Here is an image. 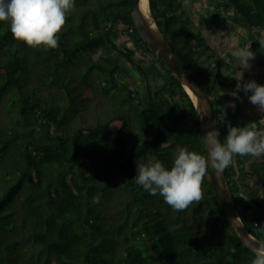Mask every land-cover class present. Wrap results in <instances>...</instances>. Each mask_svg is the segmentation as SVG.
<instances>
[{
	"label": "trees",
	"instance_id": "trees-1",
	"mask_svg": "<svg viewBox=\"0 0 264 264\" xmlns=\"http://www.w3.org/2000/svg\"><path fill=\"white\" fill-rule=\"evenodd\" d=\"M219 1L216 11L264 31V0ZM74 5L56 49L29 48L13 39L7 21L0 22V264H251L254 253L226 220L209 171L204 198L184 211L135 183L141 164L158 160L170 169L177 146L206 157L193 101L135 30L131 0ZM148 9L209 94L221 143L228 123L250 126L228 107L238 104L236 97L220 95L222 63L186 1L148 0ZM119 36L127 40L124 50L117 48ZM121 58L151 84L143 85L142 98L137 87L114 76ZM89 89L119 97L123 108L95 124L77 122ZM260 158L235 155L224 171L246 229L264 243Z\"/></svg>",
	"mask_w": 264,
	"mask_h": 264
},
{
	"label": "clouds",
	"instance_id": "clouds-1",
	"mask_svg": "<svg viewBox=\"0 0 264 264\" xmlns=\"http://www.w3.org/2000/svg\"><path fill=\"white\" fill-rule=\"evenodd\" d=\"M74 6V0H0V22L7 21L13 39L29 48L43 47L45 51L56 49L58 34L64 28L67 14ZM259 43L264 48V41ZM249 47L233 52L244 68L250 67L249 61L255 59V53ZM241 90L245 95L251 93L248 100L259 112L264 113V86L249 81L243 84L242 89L237 84V91ZM228 107L234 109L235 105L229 104ZM224 115L226 114L221 109V119ZM257 121L244 127H232L228 123L223 144L218 130L213 128L206 131L203 140L207 157L189 151L187 147L177 146L170 169L158 160L149 165H139L135 183L150 195L161 196L174 211L186 210L191 204L199 203L204 198L202 181L210 169L217 174L223 173L235 155L264 156V134L256 131L259 125ZM258 230L264 231V225L259 226ZM251 264H264V244L254 249Z\"/></svg>",
	"mask_w": 264,
	"mask_h": 264
},
{
	"label": "water",
	"instance_id": "water-1",
	"mask_svg": "<svg viewBox=\"0 0 264 264\" xmlns=\"http://www.w3.org/2000/svg\"><path fill=\"white\" fill-rule=\"evenodd\" d=\"M131 5L129 19L132 21L141 39L151 52L164 64L166 69L183 85L185 90L193 96L190 95L195 107L205 155L207 157V149L203 136L206 131L213 128L218 130L212 100L209 94L197 84L193 76L188 72L168 40L156 28L155 23L150 21L143 9L142 0H131ZM209 176L218 205L234 233L237 235L240 244L254 253V249L264 243L246 230L231 195L229 184L225 177V171L217 174L214 170L210 169Z\"/></svg>",
	"mask_w": 264,
	"mask_h": 264
},
{
	"label": "crops",
	"instance_id": "crops-1",
	"mask_svg": "<svg viewBox=\"0 0 264 264\" xmlns=\"http://www.w3.org/2000/svg\"><path fill=\"white\" fill-rule=\"evenodd\" d=\"M187 1H190L189 6H193V0H186V2ZM202 4H200L199 8L203 7L205 13L212 11L211 9V11H207L206 5L204 4L205 6H203ZM226 17L228 16H223V19ZM227 23L230 24L228 31H216L213 29V31H202V33L206 41L213 46L217 53L218 60L222 63L220 67L222 77L218 85L220 95H232L235 93L233 96L238 100V104L228 102V104L235 105L234 109L231 107H229V109L237 112L238 119L256 123V120L264 115V113L259 112L257 107L252 105L248 100V96L251 95V93L245 95L242 90L237 91V84L241 85V89L243 84L249 81L258 82V85L264 86V48H261L260 41L258 40L259 37L254 33L258 31L251 33L249 31H242V29L239 30V27H237L238 31H230V29L234 28L236 25L230 21ZM261 33L264 37V31H261ZM248 47L250 51L255 53V59L249 61L250 67L244 68L239 58L233 55V52ZM223 71H226V74H224ZM227 72H229V74ZM256 131L258 134H264V127L257 125Z\"/></svg>",
	"mask_w": 264,
	"mask_h": 264
},
{
	"label": "rangeland",
	"instance_id": "rangeland-1",
	"mask_svg": "<svg viewBox=\"0 0 264 264\" xmlns=\"http://www.w3.org/2000/svg\"><path fill=\"white\" fill-rule=\"evenodd\" d=\"M186 1V0H184ZM220 2L219 0H193V7L190 5L189 6V2H186V5L188 7H192V12H193V17L198 19V23H200L201 21V26L203 31H228L230 24H228L227 22L230 21L231 23H235V27L231 28L230 31H238L237 26H240L239 23H237L239 21V18L235 17L236 20L235 21L233 19L234 14L231 15V12H222V11H216L215 9H219L217 8V6H219L218 2ZM203 3V4H202ZM200 4H202L203 6L206 5V9H208L207 11H211L209 13H205V11L203 10V7L199 8ZM205 4V5H204ZM218 4V5H217ZM211 9V10H210ZM147 10H148V17H150L149 14V9L147 6ZM226 15L228 16V19L224 18L223 16ZM153 23V21H151ZM242 22V21H241ZM243 23V22H242ZM243 26V25H241ZM240 26V27H241ZM122 27V26H120ZM244 28H246L247 31L249 32H254V31H258V32H254L257 34V37H259V41H264V37L261 35V30H248V27L243 26ZM200 28V27H199ZM236 29V30H235ZM200 30V29H199ZM245 30V29H244ZM126 38L124 36H119L117 39V48L120 49L121 45L123 43H125ZM122 43V44H121ZM120 62H122V64L119 65L120 70L115 69V75L118 78V82L119 83H123L126 82L128 80V84H129V88H136L138 84H140L141 77L138 75V73L136 71H134V69L132 67H129L126 62L124 61V59H120ZM144 61V60H143ZM212 61V60H210ZM141 62V61H140ZM127 67H129V70L127 69V71L125 70ZM216 68V64H213V66H209L206 69V72L208 71H212L213 68ZM221 67V66H220ZM225 70V69H224ZM130 71H133L130 72ZM224 74H226V71H223ZM132 74L133 75V79L128 75V74ZM229 74V72H227ZM143 82V81H142ZM148 83V81L144 82V84L146 85ZM154 86V84H153ZM140 87V86H139ZM145 87V86H144ZM50 87H48L46 90V96L48 97V103L49 104H53V100H55V95L53 93L54 89H49ZM85 94L88 96L86 97V99L83 101L84 104H86L87 110L80 114V116L75 117L77 122H81L83 121L84 118L87 119V124H95L96 122H98V119H105L106 116L108 118L109 115H111L112 117L114 115H116V112L119 108H123V106H121L120 104V99L119 97H115L112 95H110L109 98H105L102 95H99V92L97 90H92L89 89L87 91H85ZM59 102H63L61 99ZM78 103H82L81 100L77 101ZM121 106V107H120ZM125 108V107H124ZM136 139H140V134L137 133L136 135Z\"/></svg>",
	"mask_w": 264,
	"mask_h": 264
},
{
	"label": "flooded vegetation",
	"instance_id": "flooded-vegetation-1",
	"mask_svg": "<svg viewBox=\"0 0 264 264\" xmlns=\"http://www.w3.org/2000/svg\"><path fill=\"white\" fill-rule=\"evenodd\" d=\"M120 50H124V49H121L120 48ZM140 56V55H139ZM124 61L126 62V64L128 65V66H131V63H130V60H128V59H124ZM120 64H122V62H120V61H116V65H120ZM126 71H127V69H125ZM131 78H132V74L130 73V74H128ZM144 82L145 81H143V82H141L140 81V84H139V86L140 87H138V85H137V88L136 89H138V92H139V94L137 95L138 97H140V98H142V88H143V85H144ZM149 86L151 85L149 82L147 83ZM131 88H132V86H131ZM152 88H155V86H153L152 85ZM136 96V95H135ZM138 101V100H137ZM253 158H257V159H261L260 157H253Z\"/></svg>",
	"mask_w": 264,
	"mask_h": 264
},
{
	"label": "bare ground",
	"instance_id": "bare-ground-1",
	"mask_svg": "<svg viewBox=\"0 0 264 264\" xmlns=\"http://www.w3.org/2000/svg\"><path fill=\"white\" fill-rule=\"evenodd\" d=\"M142 6H143V9H144V11L146 12V15L148 16V10H147V6H148V0H142ZM152 16V15H151ZM149 18V17H148ZM189 95H191L190 93H189ZM192 96V95H191ZM193 97V96H192ZM191 97V98H192Z\"/></svg>",
	"mask_w": 264,
	"mask_h": 264
},
{
	"label": "built area",
	"instance_id": "built-area-1",
	"mask_svg": "<svg viewBox=\"0 0 264 264\" xmlns=\"http://www.w3.org/2000/svg\"><path fill=\"white\" fill-rule=\"evenodd\" d=\"M257 123H258L259 125H261V126L264 127V115H262V116L258 119Z\"/></svg>",
	"mask_w": 264,
	"mask_h": 264
}]
</instances>
